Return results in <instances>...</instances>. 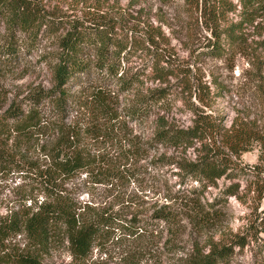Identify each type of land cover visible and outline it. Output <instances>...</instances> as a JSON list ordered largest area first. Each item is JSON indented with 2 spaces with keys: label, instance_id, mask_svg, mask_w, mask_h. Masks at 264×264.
Listing matches in <instances>:
<instances>
[{
  "label": "rangeland",
  "instance_id": "1",
  "mask_svg": "<svg viewBox=\"0 0 264 264\" xmlns=\"http://www.w3.org/2000/svg\"><path fill=\"white\" fill-rule=\"evenodd\" d=\"M39 4L50 16L111 18L136 42L134 51L123 61L126 69L136 73L129 87L104 81L103 74L95 71L79 76L82 83L71 80L66 85L68 92L75 94L81 91L79 88L109 89L107 104L119 113L110 121L112 131L145 138L152 133L158 116L168 124L184 128L193 123L196 113L202 112L216 126L213 135L217 145L246 170L243 174L229 171V175H222L201 192L200 200L205 202L225 184H238L237 197L229 195L219 204L217 217L194 227L186 213L179 215L181 249L165 251L162 243L167 230L164 228L152 237L119 240L116 234L100 239L101 247L93 248L85 261L73 259L65 241H50L39 250L41 262L91 264L96 259L94 264H130L121 259L123 249L133 245L139 248L145 240L151 242L149 250L138 255L134 264H183L176 258L187 256L182 248L188 251L193 241L202 250L211 241L230 244L231 264H250L261 255L264 173L254 165L260 163L258 154L264 144V0H40ZM63 30L61 27L57 33ZM55 47L52 35H40L34 47L21 48L14 61H0V110L33 90L51 88L48 65L54 58ZM42 54L47 62L40 57ZM158 95L159 102L145 117L130 120L124 114L123 110L139 97ZM38 106L48 113L47 104ZM69 106L67 122L86 121L84 109L71 102ZM54 132L49 128L25 143L11 141L15 134L11 132L5 140L6 147L17 157L35 159L40 166L45 162L40 143L51 140ZM202 142L179 147L157 144L148 148L137 162L138 177L125 185L116 182L106 189L101 183H83L81 174L63 186L83 201L94 205L109 203L113 209L124 203L117 197L119 190L130 191L136 196L139 212L149 213L165 201L162 195L166 186L172 191L196 184L181 166L202 154ZM109 146L107 143L104 148ZM31 177L30 171L0 174V214L16 208L15 196L30 185ZM239 240L244 241L243 245L236 243ZM25 249V238L22 233H16L5 240L3 251L14 254Z\"/></svg>",
  "mask_w": 264,
  "mask_h": 264
},
{
  "label": "trees",
  "instance_id": "2",
  "mask_svg": "<svg viewBox=\"0 0 264 264\" xmlns=\"http://www.w3.org/2000/svg\"><path fill=\"white\" fill-rule=\"evenodd\" d=\"M39 1L0 0V61H14L21 48L34 47L40 35H52L56 43L54 58L50 63L48 61L51 88L33 90L21 99L11 100L0 110V139L3 137L0 141V174L11 170L32 174L30 185L20 189L15 196L16 208L0 214V264H10L9 261L13 264H43L39 250L58 239L66 242L73 259L85 261L93 248L101 247L100 239L116 234L119 240L152 237L164 228L167 230L162 243L165 251L181 249L179 215L186 213L194 227L217 217L219 204L224 203L229 195L237 197L238 184H225L216 196L205 202L200 200L201 192L206 186L214 185L222 175H229V171L243 174L245 168L236 165L217 145L213 135L216 126L202 112L196 113L193 123L184 128L168 124L158 116L152 133L145 138L112 131L110 121L119 113L107 104L109 89L79 88L81 91L75 94L68 92L66 85L71 80L82 83L79 76L95 71L103 74L104 81L118 82L121 88L129 87L136 79V73L126 69L123 61L134 51L136 42L111 18L50 16ZM61 27L64 30L57 33ZM40 57L44 59L43 54ZM159 97H139L123 110L124 114L130 120L141 119L150 114ZM70 102L86 111L83 114L85 122H67ZM39 104H47V114ZM49 128L55 132L51 140L40 143L45 157L40 166L36 165L35 159L17 157L6 147L5 140L11 132L15 133L11 141L25 143ZM195 141H203L202 154L181 168L195 179L196 184L172 191L166 186L162 195L165 201L149 213L139 212L136 196L130 191L119 190L117 197L124 203L113 209L109 203L94 205L83 201L63 186L81 174L83 183H101L106 189L116 182L125 185L138 177L137 162L148 148L157 144L188 146ZM107 143L110 146L105 149ZM258 160L260 163L254 166L264 173V144ZM16 233H22L26 249L14 254L4 252L5 240ZM243 242L236 243L243 245ZM150 245V240H145L139 248L127 246L122 251V261L136 263L138 255L149 250ZM206 245L202 250L198 242L193 241L188 251L182 248L187 256L176 259L183 264H231L230 244L211 241ZM259 247L263 248L262 254L250 264H264V242H259ZM90 262L94 264L96 259Z\"/></svg>",
  "mask_w": 264,
  "mask_h": 264
}]
</instances>
